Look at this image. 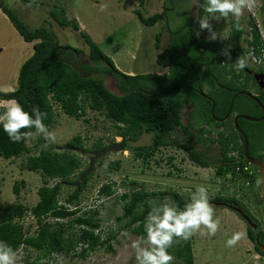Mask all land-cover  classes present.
Listing matches in <instances>:
<instances>
[{
  "label": "trees",
  "instance_id": "16d2710c",
  "mask_svg": "<svg viewBox=\"0 0 264 264\" xmlns=\"http://www.w3.org/2000/svg\"><path fill=\"white\" fill-rule=\"evenodd\" d=\"M188 2L190 0H164L162 10L148 16H144L140 9L134 10L139 20L147 26H153L158 21L164 22L168 33L166 46L162 49V33L159 31L154 35V47L157 50L162 49L155 59L167 70L163 73L126 74L117 68L112 58L92 41L76 20L68 18L63 7L53 5L48 9V15L60 27L69 26L80 34L88 46L87 56L90 64L79 63L78 57L84 53L81 49L60 44L55 34L45 26L29 29L17 14L0 0V9L14 28L25 41L33 42L32 53L20 65L16 88L6 93L0 92V99L19 103L33 119V109H38L43 114L42 122L47 130L56 121L57 108L76 118L83 117L87 107L102 112L114 122L117 128L115 135L121 136L120 142L124 145V150L129 149L128 138L135 141L144 132H152L150 144L134 147L135 156L144 161L152 157L160 147L179 146L186 150L189 159L206 168L211 166L210 162L205 159L204 153L190 145L187 139L194 137L192 144H205L210 141L216 143L218 148V157L215 159V172L218 176L227 178L229 175L233 180L239 178L245 186L255 184L259 171L244 158L243 138L230 118L218 119L225 116L231 101L232 112L256 118L257 120L238 118L237 124L247 135L248 155L257 159L264 158V91L245 71L248 65L242 70H237L235 66L238 58L246 59V43L255 47L261 44L258 28L253 20L249 19L248 36L245 37L246 31L241 22L229 14L226 21V40L220 41L218 35L215 40L199 39L198 20L207 17L209 23L212 21L213 14L204 11L207 0H198V13L195 18L186 14L178 27L170 28L168 11L174 9L177 4ZM262 2L264 5V0ZM138 3L143 7L146 0H138ZM215 14L225 18L220 16V13ZM237 23L241 26L239 29L236 27ZM224 25H220L219 31ZM94 73L110 74L120 94L110 91L102 78ZM252 87L257 88L258 101L244 93L234 97L241 91L252 93ZM188 104L191 107L186 122L182 123L181 112ZM177 128L181 129L185 139L172 137V132ZM36 130L33 126L22 128L20 131L32 135ZM28 137L14 143L0 123V156L9 159L29 152L26 145ZM39 141L45 142L47 147L28 155L23 164L25 169L38 172L43 180L37 190L38 200L29 208L19 202L0 209V250L6 251L8 245L15 252L20 246H24L41 251L43 258H50L55 251L74 249L76 245H81V251L77 254L85 257L89 251L109 244L114 237L112 234L102 239L101 221L97 210L79 213L80 197L95 168L77 188L69 183L77 181L82 172L76 179L72 178L82 166L79 156L81 153L61 150L44 137H40ZM113 142L114 140H111L108 144ZM64 145L90 152L106 146L99 140L88 150L80 134L71 137ZM232 150L238 151V157L230 155ZM237 165H240V170H236ZM118 166L116 162L114 167H108L106 175L109 176L112 169ZM244 166H248L249 170H243ZM54 179L55 183L50 184ZM64 184L71 185L72 191L62 198ZM115 184L114 181L103 182L97 190L98 196L112 195ZM257 188L259 190V187ZM14 191L19 192L18 186H14ZM154 196L169 198L177 211H183L193 199L171 189L151 192L131 189L121 193L119 198L123 201V211L117 216V220L124 222L122 228L142 240L147 238V225H155L150 217L152 210L148 204L149 199ZM214 201L240 207L249 215L257 231L245 222L247 236L255 251L264 257V250L260 247L264 244V226L259 219L235 195H217ZM26 213L31 214L37 224L33 235H25L24 229L29 230L31 226H24L23 218ZM238 216L242 218L241 215ZM64 218L67 219L66 222L60 221ZM68 229L73 231L66 234ZM175 239L178 238L174 237ZM168 252L183 264H194L192 236L187 241L179 240Z\"/></svg>",
  "mask_w": 264,
  "mask_h": 264
},
{
  "label": "rangeland",
  "instance_id": "374dc122",
  "mask_svg": "<svg viewBox=\"0 0 264 264\" xmlns=\"http://www.w3.org/2000/svg\"><path fill=\"white\" fill-rule=\"evenodd\" d=\"M4 4L11 8L29 29L45 26L52 31L60 44L81 49L84 53L78 57L80 64H90L87 56L89 51L87 44L80 34L71 27H60L49 15L48 9L53 5L63 7L69 19H74L80 28L87 33L92 41L108 56H110L119 70L126 74L161 73L165 68L156 62L157 53L164 49L168 39L164 22L158 21L153 26L143 24L133 10L140 9L144 16L162 10L164 0H146L143 7L138 0H29L24 3L21 0H3ZM259 3L262 0H258ZM162 4V5H161ZM198 13V0H190L187 4H177L174 9L168 11V25L170 28L178 27L186 14L195 18ZM233 16V15H232ZM234 17V16H233ZM236 18V17H234ZM256 18L264 26V5L256 11ZM237 19V18H236ZM227 18H220L213 14L210 25L212 31L197 28L199 39H207L216 32L220 41L227 38ZM248 36L247 13L244 9L239 18ZM225 24L221 31L220 25ZM161 31L162 49L154 47V35ZM244 43V41H243ZM33 42L25 41L19 32L11 24L7 16L0 12V92L6 93L17 86V75L21 63L32 53ZM93 64V63H92ZM100 65V63H94ZM263 67L262 65L250 66ZM102 78L105 86L112 92L120 94L113 77L110 74L94 73ZM256 87L251 88L253 94L258 93ZM13 100L0 99V115L11 106ZM189 106L181 112L182 123L186 122ZM56 121L48 133L55 136L54 145L63 146L66 141L76 134L83 137L84 145L89 150L101 140L108 145L111 140L121 141V136L115 135L117 130L114 122L108 119L104 113L86 108L84 116L76 118L56 109ZM47 133L36 130L26 140L29 152H24L18 157L5 159L0 156V209L13 203H22L27 208L33 206L38 200L37 190L43 184L38 172L24 168V159L38 152L47 144L40 142V137ZM153 133L144 132L137 140L128 138L129 149L113 152L100 159L94 165V172L87 182L80 197L79 213L84 211H98L101 221L100 234L102 239L114 234L109 244L89 251L85 257L77 253L81 251V245L74 249L55 251L50 258L41 257V251L20 246L16 254L15 264H137L136 255L139 249L148 247L145 240L140 239L127 229L122 228L124 222L118 221L117 216L122 213L123 201L119 198L121 193L131 189H143L146 191L175 190L180 194L199 199L196 192L199 186L207 189L208 202L213 207L214 219L219 218L220 224L215 235H207L206 229L192 235V253L194 264H264V257L254 249L252 241L247 236L246 223L232 209L214 201L217 195H235L254 214L264 226V199L260 196L259 177L255 184L245 186L244 182L237 179L223 178L216 174V158L218 157L217 144L213 142L192 144L194 137L189 138V144L203 152L205 159L210 162L209 167H201L187 156L186 150L179 146L160 147L155 154L143 160L136 157L134 147L147 145L152 142ZM172 137H184L180 128L172 132ZM50 141H52L50 139ZM89 152L79 154L82 166L72 176L73 179L84 171L88 165ZM109 176L106 175L108 167H114ZM55 179L49 183H55ZM106 181H114V193L110 196H98L99 186ZM18 186L19 192L14 191ZM72 191V186L64 184L62 198ZM151 218L156 223L164 213L165 206L174 207L169 198L154 196L149 199ZM155 218V219H154ZM51 221L53 219H50ZM66 222L67 219H60ZM25 235H33L37 224L31 214L26 213L23 218ZM73 229H68L66 234ZM244 233L243 238L232 247L227 246V241L234 233ZM136 242V247L133 243ZM174 264L183 262L174 257Z\"/></svg>",
  "mask_w": 264,
  "mask_h": 264
},
{
  "label": "clouds",
  "instance_id": "9594fccd",
  "mask_svg": "<svg viewBox=\"0 0 264 264\" xmlns=\"http://www.w3.org/2000/svg\"><path fill=\"white\" fill-rule=\"evenodd\" d=\"M257 0H207L204 5V11L210 15L220 13V16L227 18L229 14L239 20L243 15L244 9L249 12L255 10ZM200 30L208 29L212 31L209 19L204 17L198 20ZM237 29L241 26L236 25ZM210 39H217V33L212 32ZM227 54V53H225ZM230 59V57H229ZM237 70H242L247 66L244 58H238L236 61ZM35 119L32 115L25 112L23 107L13 101L11 106L6 108L3 115H0V123L12 142H20L22 139L30 136L31 133H21L22 128H35L38 132L47 133L44 138L55 141V136L47 132V127L43 124V114L38 109H33ZM200 194L199 199H193L185 206L183 211H177L176 208L165 206L163 216L157 219L155 225H147L146 232L148 247L137 251V264H172L173 255L168 252L179 240L187 241L191 236L201 230L203 226L207 230L205 234L215 235L218 230L219 218L214 219L213 207L208 202L207 189L199 186L196 190ZM150 215V213H149ZM155 219V218H154ZM244 236V233L237 232L227 241V246H235ZM174 237L178 238L174 240ZM136 247V242L133 243ZM16 254L11 247L7 245V250H0V264H15Z\"/></svg>",
  "mask_w": 264,
  "mask_h": 264
},
{
  "label": "water",
  "instance_id": "95a60500",
  "mask_svg": "<svg viewBox=\"0 0 264 264\" xmlns=\"http://www.w3.org/2000/svg\"><path fill=\"white\" fill-rule=\"evenodd\" d=\"M245 70H247L248 73H250L252 75V77L254 78V80L257 82L258 86L264 90V73L262 72H252L251 70L245 68ZM240 93H244L248 96H250L251 98H253L254 100L258 101V99L255 97V95L247 92V91H241L239 93H236L234 95V97H236L238 94ZM233 97V98H234ZM232 102V101H231ZM232 104V103H231ZM231 113V105L225 115L224 118L222 119H218V120H224L225 118H227ZM238 118H244V119H248V120H256L254 117L252 116H248L245 114H235L233 116V123L235 126V129L239 132V134L241 135V137L243 138V153H244V158L246 159V161L250 164H253L257 167L258 171H259V193L260 196L264 199V159H257V158H253L250 157L248 155V138L247 135L245 134V132L243 131V129L237 124V119ZM59 149L61 150H71V151H75V152H80L81 154H85L86 151L83 149H78L74 146H69V145H63V146H59ZM124 150V145L120 142V141H115L111 144L106 145L103 148L91 151L88 157V165L86 167V169L84 171L81 172V174L79 175V178L77 181H75L73 184V186H76L77 188L80 186L81 181L87 177L93 170L95 163L97 162V160L103 156L109 155L113 152H118V151H123ZM221 205H224L230 209H232L233 211H235L236 213H238L239 215H241V217L245 220V222L247 224H249L254 231H257L256 225L252 222L251 218L249 217V215H247L240 207H236L230 204H227L225 202H221L218 203ZM263 250H264V244L260 246Z\"/></svg>",
  "mask_w": 264,
  "mask_h": 264
},
{
  "label": "built area",
  "instance_id": "2783aa9c",
  "mask_svg": "<svg viewBox=\"0 0 264 264\" xmlns=\"http://www.w3.org/2000/svg\"><path fill=\"white\" fill-rule=\"evenodd\" d=\"M261 5H262V2L259 3L257 0V6L254 11L249 12L247 9H245L247 13V21L249 19H252L253 22L256 24V27L258 28L261 44L258 47H255L254 45L246 43L244 46L247 49L246 61L248 63H251L254 66L262 65L264 67V26H262V23L259 22L258 18H256V11L259 9ZM230 155L233 157H238V151L232 150L230 152ZM240 169H241L240 165H237L236 170H240ZM243 170L248 171L249 167L244 166Z\"/></svg>",
  "mask_w": 264,
  "mask_h": 264
},
{
  "label": "flooded vegetation",
  "instance_id": "af4514ba",
  "mask_svg": "<svg viewBox=\"0 0 264 264\" xmlns=\"http://www.w3.org/2000/svg\"><path fill=\"white\" fill-rule=\"evenodd\" d=\"M247 65H248V67H246L247 69H249V70H251L252 72H262V73H264V70H262V69H264V67H262V68H257L256 66V68L255 69H253V68H251L250 66H254V65H252L251 63H248L247 62ZM245 71H247V70H245ZM250 74V73H249ZM251 75V74H250ZM252 76V75H251ZM254 79V78H253ZM262 91H264V90H262ZM251 94H253V93H251ZM258 93H255V94H253V95H255V97H256V95H257ZM232 103V102H231ZM187 106V105H186ZM185 106V107H186ZM188 106H189V109H190V104H188ZM262 107V106H261ZM189 109H188V111H189ZM262 112H263V115H262V117H264V108H262ZM235 114H239V113H235V112H232V104H231V113H230V115L227 117V118H225V119H228V118H230L232 121H233V116L235 115ZM226 115V114H225ZM225 117V116H224ZM223 117V118H224ZM224 119V120H225ZM256 119V118H255ZM257 120V119H256ZM234 124V123H233ZM89 154H90V152H89ZM264 159V158H263ZM72 183H74V182H70L69 184H72ZM73 185V184H72Z\"/></svg>",
  "mask_w": 264,
  "mask_h": 264
},
{
  "label": "crops",
  "instance_id": "0c3cea01",
  "mask_svg": "<svg viewBox=\"0 0 264 264\" xmlns=\"http://www.w3.org/2000/svg\"><path fill=\"white\" fill-rule=\"evenodd\" d=\"M162 5V4H161ZM134 11V10H133ZM0 12H2V10L0 9ZM162 68H163V66H162ZM166 68V67H165ZM163 72H165V71H162L161 73H163Z\"/></svg>",
  "mask_w": 264,
  "mask_h": 264
}]
</instances>
